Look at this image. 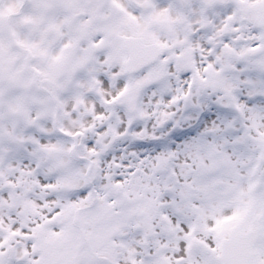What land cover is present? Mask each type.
<instances>
[{
  "label": "snow or ice",
  "instance_id": "snow-or-ice-1",
  "mask_svg": "<svg viewBox=\"0 0 264 264\" xmlns=\"http://www.w3.org/2000/svg\"><path fill=\"white\" fill-rule=\"evenodd\" d=\"M0 264H264V0H0Z\"/></svg>",
  "mask_w": 264,
  "mask_h": 264
}]
</instances>
